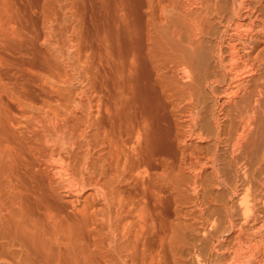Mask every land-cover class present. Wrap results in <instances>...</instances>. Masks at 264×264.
I'll use <instances>...</instances> for the list:
<instances>
[{"label":"bare ground","instance_id":"bare-ground-1","mask_svg":"<svg viewBox=\"0 0 264 264\" xmlns=\"http://www.w3.org/2000/svg\"><path fill=\"white\" fill-rule=\"evenodd\" d=\"M88 1L0 0V264H264V0Z\"/></svg>","mask_w":264,"mask_h":264},{"label":"rangeland","instance_id":"rangeland-1","mask_svg":"<svg viewBox=\"0 0 264 264\" xmlns=\"http://www.w3.org/2000/svg\"><path fill=\"white\" fill-rule=\"evenodd\" d=\"M32 1L34 2V0H32ZM86 1H88V0H85V2H86ZM33 2H32V3H33ZM35 2H36V1H35ZM89 4H90L89 1H88V4H87V2H86V5H87V6H90ZM86 5H85V6H86ZM90 7H91V6H90ZM88 8H89V7H88ZM89 9H90V8H89ZM219 191H220V190H219ZM219 193H223V192L221 191V192H219ZM234 199H235V200H234ZM234 199H233V200L236 201V198H235V197H234Z\"/></svg>","mask_w":264,"mask_h":264}]
</instances>
